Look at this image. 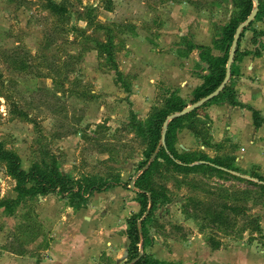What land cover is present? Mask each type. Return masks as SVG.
Instances as JSON below:
<instances>
[{"label": "rangeland", "instance_id": "obj_1", "mask_svg": "<svg viewBox=\"0 0 264 264\" xmlns=\"http://www.w3.org/2000/svg\"><path fill=\"white\" fill-rule=\"evenodd\" d=\"M52 2L62 4L63 12H51L46 0H0V109H3L0 111V144L20 157L21 168L25 171L39 166L43 159H49L48 156H55L62 175L78 180L85 176L105 179L119 173L127 187L95 192L78 211L67 207L66 201L57 195L24 200L12 213L4 211L7 218L0 225L7 227L5 251L28 260H48L44 251L52 242L50 235L56 236V230L64 223L81 228L74 249H78L84 264H114L113 258L121 264L128 247L126 220L140 212L139 198L134 186L130 185L141 172L138 166L144 160L140 154L142 146L135 134L128 132L126 124L131 112L142 123L147 118L145 39L149 37L145 31L155 28L153 23L159 7H169L171 11H162V14L179 13L176 15L181 22H177L179 31H192L170 39L169 43L176 46L179 57H185L190 47L205 40H200V35H205V28L209 30L211 54L221 57L223 52L212 42L221 38L222 28L228 24L235 8L232 0ZM107 2H111L110 10H106ZM177 3L183 4V12L176 9ZM195 24L197 39L193 33ZM252 28L258 32L257 41L251 44L252 33H245L240 49L248 54L235 64L237 75L233 80L239 75L238 67L243 59L258 56L264 48V13L256 17ZM109 38L110 56L100 46L106 45ZM195 49L200 52L199 59L201 52L206 53L201 47L195 46ZM201 67L207 71L206 64L197 63L190 67L188 76L198 75L195 70ZM170 77L178 79L172 73ZM170 90L159 82L149 111L160 106L171 92H177ZM192 92L183 94L185 101L190 99ZM132 95H135L133 102L130 101ZM205 107L199 110L200 115H205ZM17 111L27 114L30 121L15 115ZM209 122L207 120L210 128ZM98 125L101 127L97 128ZM180 131L175 142L179 153L203 152L210 159L226 158L234 165L233 145H210L208 149L217 153L215 157L206 153L208 151L198 142L197 149L185 152L178 147ZM247 171L243 176L249 180L253 169ZM173 174L167 175L166 179L155 177L157 183L166 186L168 203L158 205L146 220L149 236L146 252L154 250V256L159 255L160 250H168L172 258H179L181 252L187 251L192 255L191 262L196 264L199 255L202 256L201 248L213 252L215 242H219L218 250L224 253L252 247L259 250L264 246V236H259V229L241 231V218L235 226L221 230L206 223L202 213H197L196 217L188 215L193 213L191 207H187V213L184 210L186 199L191 197L205 204L233 203L246 207L248 214L258 217L264 204L255 200L258 195L254 186L217 173L211 177L191 174L186 178ZM232 175L238 177L241 174L232 172ZM0 178L4 182L3 186L0 182V189H3L0 197L5 199L6 183L14 182L6 175L2 163ZM244 191H249L247 197L240 193ZM236 196L241 199L234 201ZM76 220L77 225H74ZM98 243L104 251L95 257L90 251L93 246L99 247ZM170 264H180V261Z\"/></svg>", "mask_w": 264, "mask_h": 264}, {"label": "trees", "instance_id": "obj_2", "mask_svg": "<svg viewBox=\"0 0 264 264\" xmlns=\"http://www.w3.org/2000/svg\"><path fill=\"white\" fill-rule=\"evenodd\" d=\"M46 1V6L51 12L55 14L63 12L62 4H55L52 0ZM232 2L235 12L232 13L228 24L223 26L221 38L213 40L212 42V45L216 49L223 52V56L214 57L210 52L209 46H196L201 47V49L206 52L205 55L201 52L200 59L202 60L201 62L207 65V75L203 77L201 86L197 87L192 92L190 99L185 101L177 92H171V94L163 98L160 106L151 108L144 123L137 120L134 113H130V119L128 124H126V128L128 132L134 133L135 138L139 140L142 146L140 154L144 159L139 164L138 170H142L150 162L159 146L163 124L166 118L172 114L179 113L189 105L211 94L223 82L226 62L235 30L239 24L246 20L254 8V4L251 0H232ZM110 8L111 2H107L106 10H110ZM263 8L264 1L258 0L256 17L264 13ZM253 21L241 33L234 56V62L231 66V76L228 83L215 98L202 107L214 102L226 101L231 106L250 111L253 125L256 128H260L264 127V118L258 110L249 105L242 104L237 100L233 85L234 75H237L235 64L248 54V52L240 49L241 41L245 33L247 31L252 33L250 38L251 44H255L257 41L258 32L252 28ZM262 35H264V33ZM110 45V38L106 45H100L108 56L112 55ZM193 49H195V45L190 47L188 51L191 52ZM202 107L169 122L165 134L164 146L159 148L155 158L149 163L147 169L135 179L133 184L134 192L139 198L137 202L140 207V212L132 214L126 220L127 228L125 230V235L128 239V247L126 260L123 264H129L139 257L140 245L142 246V255L133 264H170L153 258L145 251L149 240L146 220L150 219L151 214L158 205H165L168 203V190L165 185L157 183L155 180L156 175L162 179H166L167 175H174L173 173L181 175L184 178L191 174L194 175L199 173L208 177H211L213 173L225 176L230 175L233 178L245 181L254 186L256 188V194L258 195V197L255 196V200H260L264 204V176L252 173L249 176L250 179L247 180L245 176H243L244 173L232 165L226 158L223 160L217 158L210 159L203 152L179 153L176 150L175 142L177 139V132L181 129L189 131L191 136L203 147L209 148L210 145H212L210 141L211 134H209L210 128L207 127V120H210L207 116L199 114V110ZM14 114L19 117H25L30 121L27 114L20 111ZM100 127L99 125L97 126V128ZM48 157L49 159H43L39 166H32L25 171L21 168L20 157L15 152L5 149L0 144V163L5 166L6 175L14 182L13 191L17 195L15 200L0 198V208H3L7 213H12L13 209L26 199L37 196L57 195L66 201L67 207L78 211L85 207L88 198L95 192L101 193L115 187H127V184L121 179L119 173L110 174L109 178L105 179L97 176H85L82 179L75 180L59 172V165L55 156ZM230 172L241 174V177L233 176ZM254 180H256V182ZM240 193H245L247 197L249 191ZM240 199V197L236 196L233 200L238 201ZM187 207H191L193 213H187ZM147 210L148 214L141 220L142 214ZM184 210L188 215L193 217H196L197 213H202V219L205 220L206 223L212 224L221 230L235 226L239 218L243 221L241 231H245L246 229L256 231L260 226L259 217L251 216L248 214L249 212L246 210V207H239L233 203L217 202L216 204H205L199 199L190 197L186 199ZM212 247L213 250H217L219 242L212 244Z\"/></svg>", "mask_w": 264, "mask_h": 264}, {"label": "crops", "instance_id": "obj_3", "mask_svg": "<svg viewBox=\"0 0 264 264\" xmlns=\"http://www.w3.org/2000/svg\"><path fill=\"white\" fill-rule=\"evenodd\" d=\"M177 4L176 9L183 12L185 10L183 4ZM162 11L168 13L171 9L164 6L159 7L156 12L157 17H155L153 23L155 24V28H150V31H145V35L149 37V39H145V117L153 104L156 96V85L159 82L164 83L167 88H170V92L177 91V94L184 99L183 94L187 92L191 93L197 87L201 86L203 77L207 75V71H204L201 67L200 70H195L198 75L193 77L188 76V72L192 65L194 66L200 63V65L205 66V64L200 62L198 55L200 52L196 49L187 53L185 57H179L177 55L175 51L176 46L170 44L169 41L170 39L181 37L188 33L189 30L186 29V32L179 31L177 22H181L176 18V15L179 13L172 11L173 13H170L169 16L164 12V14H162ZM196 27L197 24L194 25V35L197 32ZM212 28L213 27H211V29ZM208 31V28H205V35H200V40H205L195 43V46L211 45V41H208ZM189 33H192V31ZM195 38L197 39L196 35ZM238 69L239 75L233 80L237 100L242 104L249 105L258 110L264 118V48L258 56L254 58L249 56L243 59ZM171 73L178 79L173 80L170 77ZM140 80H144V78ZM134 96L135 95L131 96V102L134 101ZM204 114L210 120L211 144L215 146H219L222 143L233 145L234 166L243 173L248 169H253L251 172L264 176V127L256 128L253 125L251 112L247 109L231 106L226 101H221L207 105ZM178 138V147L185 152L188 150H195L199 147L197 141L186 129H181ZM202 148L208 151L206 153L214 157L217 155L215 151L209 150L208 148L206 149L205 147ZM0 182H2L1 186H3L4 182L1 178ZM115 188L118 189L120 187ZM0 193L3 196V189H0ZM4 194L6 195L5 199H16L17 195L13 191L12 182L6 183ZM259 212V236L263 237L264 208ZM5 218L7 217L5 216L4 209L0 208L1 224H4L3 220H5ZM76 223L77 220L74 221V225ZM80 230V226H69L64 223L62 226H59L56 230V236L50 235L52 242L47 245L44 251L48 256V260L40 262L39 258L28 260L27 257H22L17 253L11 251L6 252L5 234L7 227L0 225V264H84L85 261L80 259L78 249H74L76 241L81 236ZM107 244L112 245V243ZM98 245L99 247L93 246L90 251L95 257L100 255V252L104 251L102 244L98 243ZM201 249L203 250L202 256L199 255L196 264H264V246H261L259 250L256 248L254 250L252 247L250 250L234 249L229 250L227 253H224L221 249L214 250L213 252L206 250L207 248ZM146 250L147 249H145V251ZM154 252V250H149L152 257L160 261L170 263L177 260L180 261V264H193L190 260L192 259V255L187 254V251L181 252V257L179 258H177V256L176 258H172L168 250H160L159 255L155 254L153 256ZM146 253L149 254L148 252ZM107 255L109 256L108 253ZM24 256H26V254ZM126 256L127 250L126 253L123 254V257L121 256V264L125 262ZM96 259L97 258H95V260ZM113 259L114 264H120L119 260ZM90 263L91 262H87L86 264Z\"/></svg>", "mask_w": 264, "mask_h": 264}, {"label": "water", "instance_id": "obj_4", "mask_svg": "<svg viewBox=\"0 0 264 264\" xmlns=\"http://www.w3.org/2000/svg\"><path fill=\"white\" fill-rule=\"evenodd\" d=\"M254 4V8L253 10L251 11V13L249 14V16L246 18V20L244 22H242L241 24H239L235 30V34L233 36V40H232V43H231V47H230V51H229V54H228V58H227V62H226V68H225V77H224V80L223 82L220 84V86L214 91L212 92L211 94L207 95L206 97L200 99L198 102L192 104V105H189L188 107L184 108L182 111H180L179 113H175V114H172L170 116H168L163 124V129H162V134H161V139H160V143H159V146L157 147L155 153L153 154L150 162L155 158L156 156V153L157 151L159 150V148L161 146H164V142H165V134H166V130H167V126L169 124V122L175 118H179V117H182V116H185L186 114L190 113L191 111L193 110H196L200 107H202L203 105H205L207 102L211 101L213 98H215L221 91L222 89L224 88V86L228 83L229 79H230V76H231V66L234 62V56H235V53H236V48H237V44L239 42V39H240V36H241V33L242 31L247 28L251 23L252 21L255 19L256 15H257V11H258V0H251ZM149 162V163H150ZM149 163L141 170V172H139L135 177H134V180L131 182V185L130 187L133 188V184H134V181L135 179H137V177L144 171L147 169ZM222 169V168H220ZM223 170V169H222ZM232 173V172H230ZM246 178V177H245ZM256 182V180H254ZM148 214V210L145 212L144 216L142 217V219ZM141 219V220H142ZM139 257H141L142 255V246L140 245L139 246ZM139 257L134 260L133 262L129 263V264H133L135 263Z\"/></svg>", "mask_w": 264, "mask_h": 264}, {"label": "clouds", "instance_id": "obj_5", "mask_svg": "<svg viewBox=\"0 0 264 264\" xmlns=\"http://www.w3.org/2000/svg\"><path fill=\"white\" fill-rule=\"evenodd\" d=\"M0 111H3V109H2V110H0Z\"/></svg>", "mask_w": 264, "mask_h": 264}, {"label": "snow or ice", "instance_id": "obj_6", "mask_svg": "<svg viewBox=\"0 0 264 264\" xmlns=\"http://www.w3.org/2000/svg\"><path fill=\"white\" fill-rule=\"evenodd\" d=\"M0 110H2V109H0Z\"/></svg>", "mask_w": 264, "mask_h": 264}]
</instances>
